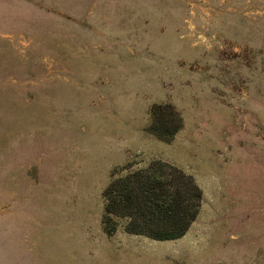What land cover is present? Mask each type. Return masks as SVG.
<instances>
[{
  "label": "rangeland",
  "instance_id": "374dc122",
  "mask_svg": "<svg viewBox=\"0 0 264 264\" xmlns=\"http://www.w3.org/2000/svg\"><path fill=\"white\" fill-rule=\"evenodd\" d=\"M158 159L197 218L108 235L113 173ZM0 264H264V0H0Z\"/></svg>",
  "mask_w": 264,
  "mask_h": 264
},
{
  "label": "trees",
  "instance_id": "16d2710c",
  "mask_svg": "<svg viewBox=\"0 0 264 264\" xmlns=\"http://www.w3.org/2000/svg\"><path fill=\"white\" fill-rule=\"evenodd\" d=\"M182 117L171 104H154L149 131L171 141L182 127ZM104 190L103 225L108 235L126 219L129 234L157 240L177 239L186 234L197 218L203 192L193 176L176 165L153 160L147 166L115 176Z\"/></svg>",
  "mask_w": 264,
  "mask_h": 264
},
{
  "label": "crops",
  "instance_id": "0c3cea01",
  "mask_svg": "<svg viewBox=\"0 0 264 264\" xmlns=\"http://www.w3.org/2000/svg\"><path fill=\"white\" fill-rule=\"evenodd\" d=\"M127 233V232H126ZM129 234V233H128ZM131 235H136V234H131ZM137 236H140V235H137ZM141 236H144V235H141ZM145 237H147V236H145Z\"/></svg>",
  "mask_w": 264,
  "mask_h": 264
}]
</instances>
